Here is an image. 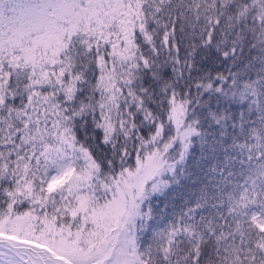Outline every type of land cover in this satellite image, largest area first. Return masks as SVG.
<instances>
[{
    "label": "snow or ice",
    "instance_id": "1",
    "mask_svg": "<svg viewBox=\"0 0 264 264\" xmlns=\"http://www.w3.org/2000/svg\"><path fill=\"white\" fill-rule=\"evenodd\" d=\"M0 264H264V0H0Z\"/></svg>",
    "mask_w": 264,
    "mask_h": 264
}]
</instances>
